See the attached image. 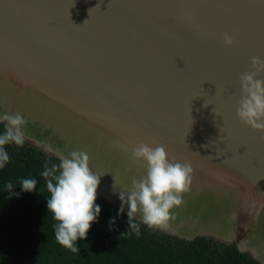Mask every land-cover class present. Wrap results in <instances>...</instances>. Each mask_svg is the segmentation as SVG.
Returning <instances> with one entry per match:
<instances>
[{
    "label": "water",
    "instance_id": "1",
    "mask_svg": "<svg viewBox=\"0 0 264 264\" xmlns=\"http://www.w3.org/2000/svg\"><path fill=\"white\" fill-rule=\"evenodd\" d=\"M252 57L264 60V0H0V115H23L49 154L87 152L120 210L145 174L131 147L163 145L193 171L161 231L264 264V131L236 114Z\"/></svg>",
    "mask_w": 264,
    "mask_h": 264
},
{
    "label": "trees",
    "instance_id": "2",
    "mask_svg": "<svg viewBox=\"0 0 264 264\" xmlns=\"http://www.w3.org/2000/svg\"><path fill=\"white\" fill-rule=\"evenodd\" d=\"M4 130L0 122V134ZM5 148L10 160L0 169V264H260L232 242L205 234L180 237L150 229L133 217L140 230L136 235L127 213L99 194L100 214L86 239L77 240L79 251L72 253L55 239L58 222L48 211L50 193L42 176L45 166L58 165L60 158L26 140L23 146ZM24 179H35L36 189L23 191Z\"/></svg>",
    "mask_w": 264,
    "mask_h": 264
},
{
    "label": "clouds",
    "instance_id": "3",
    "mask_svg": "<svg viewBox=\"0 0 264 264\" xmlns=\"http://www.w3.org/2000/svg\"><path fill=\"white\" fill-rule=\"evenodd\" d=\"M226 45H232L233 38L223 34ZM251 68L240 76L241 98L236 114L240 121L251 128L264 131V78H257L264 72V60L252 57ZM4 122V132L0 134V169L9 162L10 157L5 146L15 144L23 146L26 120L20 113L0 115ZM130 157L135 163L143 164L145 174L139 179L133 178L131 187L120 191L121 211L127 205L130 228L140 234L139 226L132 223L139 215L141 222L150 229L167 230L175 219L172 210L183 203V194L190 190L192 168L169 158L163 145L152 147L140 141L132 146ZM89 154L74 150L60 158L58 165L45 166L42 176L46 178V187L50 193L47 199L48 211L58 223L55 224V239L59 245L72 253L79 251L78 239H86L87 233L98 215L100 205L96 203L100 175L89 166ZM58 173V174H57ZM37 181L24 179L23 191H34ZM7 188L13 189L8 183Z\"/></svg>",
    "mask_w": 264,
    "mask_h": 264
}]
</instances>
